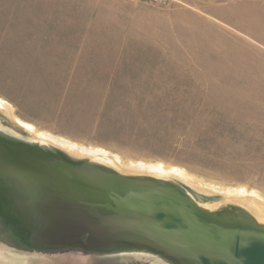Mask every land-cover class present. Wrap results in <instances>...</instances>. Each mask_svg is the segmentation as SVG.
Listing matches in <instances>:
<instances>
[{
	"label": "rangeland",
	"instance_id": "obj_1",
	"mask_svg": "<svg viewBox=\"0 0 264 264\" xmlns=\"http://www.w3.org/2000/svg\"><path fill=\"white\" fill-rule=\"evenodd\" d=\"M28 132L264 199V0H0V137L54 152ZM165 181L258 222L242 203ZM8 206L0 197V264H94L103 253L19 252ZM112 251L114 264H180L144 247Z\"/></svg>",
	"mask_w": 264,
	"mask_h": 264
},
{
	"label": "water",
	"instance_id": "obj_2",
	"mask_svg": "<svg viewBox=\"0 0 264 264\" xmlns=\"http://www.w3.org/2000/svg\"><path fill=\"white\" fill-rule=\"evenodd\" d=\"M108 168L57 147L46 155L34 144L0 137V197L21 221L4 226L19 232L22 243L13 249L35 259V252L76 246L88 256L112 257V248L131 245L180 264H205L202 257L242 264L236 249L264 248V226L244 218L242 209L234 216L204 211L181 184Z\"/></svg>",
	"mask_w": 264,
	"mask_h": 264
},
{
	"label": "bare ground",
	"instance_id": "obj_3",
	"mask_svg": "<svg viewBox=\"0 0 264 264\" xmlns=\"http://www.w3.org/2000/svg\"><path fill=\"white\" fill-rule=\"evenodd\" d=\"M34 137L45 139L55 145L57 148L61 149L65 153L71 156H86L92 157L96 164H102L108 166L119 173L122 174H143L157 177L159 179L165 180L170 177L177 178L182 180L187 185L195 188L196 190L206 194H218L224 198L225 201H233L242 203L248 208H253L257 213L255 217L258 222L264 226V199L253 190H246L241 186L232 187V186H222L216 185L208 182H203L199 178L188 173L180 167L170 166L168 169L163 168L160 165H163L161 162L158 164H150L143 161H123L118 156L98 148H83L78 146L68 140H64L58 137H51L44 134H36L35 132H28ZM84 158V157H83ZM90 159V158H89ZM224 206V205H223ZM199 207L204 211H210L217 207V204L212 203H200ZM242 215V214H241Z\"/></svg>",
	"mask_w": 264,
	"mask_h": 264
},
{
	"label": "flooded vegetation",
	"instance_id": "obj_4",
	"mask_svg": "<svg viewBox=\"0 0 264 264\" xmlns=\"http://www.w3.org/2000/svg\"><path fill=\"white\" fill-rule=\"evenodd\" d=\"M188 193V192H187ZM192 198L196 199L194 197V195H192L191 193H188ZM259 247V248H258ZM262 250L263 247L260 246L259 244H253V246L251 248H246V249H236L235 250V254L237 256L240 257V261L242 262V264H264L263 260H261V255H262ZM257 251V253L254 255V253ZM114 252H111L109 254H112ZM243 256V258H242ZM97 260V262H95L94 264H114L113 263V259H115L114 257H110L108 256V259L105 260V256H100L99 258H95ZM203 261L205 264H209L207 259L203 258ZM262 261V262H261ZM102 262V263H100Z\"/></svg>",
	"mask_w": 264,
	"mask_h": 264
},
{
	"label": "built area",
	"instance_id": "obj_5",
	"mask_svg": "<svg viewBox=\"0 0 264 264\" xmlns=\"http://www.w3.org/2000/svg\"><path fill=\"white\" fill-rule=\"evenodd\" d=\"M145 1H148V2H152V3H158V4H163V3H166L168 0H145Z\"/></svg>",
	"mask_w": 264,
	"mask_h": 264
}]
</instances>
